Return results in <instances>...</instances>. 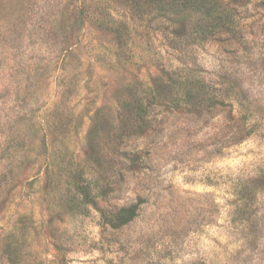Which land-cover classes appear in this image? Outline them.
<instances>
[{
	"label": "rangeland",
	"instance_id": "rangeland-1",
	"mask_svg": "<svg viewBox=\"0 0 264 264\" xmlns=\"http://www.w3.org/2000/svg\"><path fill=\"white\" fill-rule=\"evenodd\" d=\"M229 1L241 42L157 0H0V264H264V0Z\"/></svg>",
	"mask_w": 264,
	"mask_h": 264
},
{
	"label": "trees",
	"instance_id": "trees-1",
	"mask_svg": "<svg viewBox=\"0 0 264 264\" xmlns=\"http://www.w3.org/2000/svg\"><path fill=\"white\" fill-rule=\"evenodd\" d=\"M159 3L178 7L185 11L196 13L200 23V30L206 37H222L220 40L234 38L235 41L241 42L244 39L245 28L242 25L236 6L231 5L229 0H157ZM246 1L240 6H244ZM238 5V6H239ZM225 38V39H224ZM224 95L217 101L220 105H225ZM139 107L135 110L136 114L142 115L144 110L143 101H138ZM243 139L242 136L238 141ZM77 189L83 194L90 196V189L87 186L77 184ZM139 204H133L129 207H123L118 210L109 224L114 228H119L131 222L138 214Z\"/></svg>",
	"mask_w": 264,
	"mask_h": 264
}]
</instances>
